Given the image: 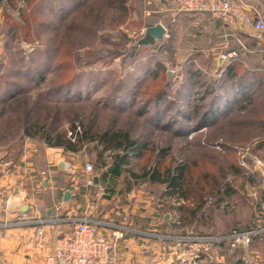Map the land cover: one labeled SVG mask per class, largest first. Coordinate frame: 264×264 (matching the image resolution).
Masks as SVG:
<instances>
[{"label":"rangeland","instance_id":"rangeland-1","mask_svg":"<svg viewBox=\"0 0 264 264\" xmlns=\"http://www.w3.org/2000/svg\"><path fill=\"white\" fill-rule=\"evenodd\" d=\"M62 1L38 3L33 12L36 22L29 27L23 23L19 12L25 2L18 0L16 7L5 10L0 25L1 30L6 22L8 26L14 21L22 23L21 44L11 43L6 52V40L4 36L0 39V71L13 90L27 93L34 98L30 99L32 101L37 100L34 117L47 122L45 124L55 132L66 133L73 141L78 136L73 138L70 131L76 124L81 130L84 125H93L94 130L128 129L132 137L145 139L151 146L143 157L132 158V168L137 171L155 163L156 153L162 149L166 153L161 165L185 164L193 185L206 172L217 175L228 169L222 181L234 187V194L219 206H216L217 197L222 195H206L202 214L195 217L194 224H187L190 232L244 231L253 228L257 220L263 226L262 193L255 189L247 194L243 185L247 178L264 184V125L259 123L264 119L259 102L263 91L258 92L245 110H232L231 118L221 115V123L210 130L205 126L194 131L196 129L190 127L197 124L196 117H186L193 116L192 111L197 107L201 111L209 104L211 95H205V91L220 90L218 82L222 72L212 61L221 52L215 47L223 39L217 35L212 17L179 13L172 0H76L70 8L66 3L63 6ZM250 2L264 17V0ZM157 23L166 28L164 37L155 39L151 45L142 44L146 29ZM243 37L250 48L256 49L249 52L244 65L252 69L259 65L264 67L258 57L259 47L264 48V42H255L245 34ZM209 51L213 54L209 55ZM40 76L44 79L40 80ZM56 87L61 92L47 101L45 93L53 94ZM7 100L9 97L4 101ZM5 105L0 101V114L5 113L0 118V157L8 151V159L20 168V171H12V174H21L16 179L22 190L15 191L14 194H18L15 200L21 201V192L22 200L31 206L21 217L27 221L47 220L51 205L55 201L57 205L64 203L63 198L56 199L50 182H56L61 188L71 186L72 182L55 172L52 175L47 159L51 157L52 164L66 158L67 162L78 166L85 161L95 166V142L85 141L76 154L49 146L39 136L29 137L19 132L21 113L13 110V104ZM244 119L251 123L234 124ZM76 174L82 175L81 168ZM126 183L122 176L113 195L117 197L110 206L117 209L123 205L127 212L112 215V223L128 227L139 224L140 215L147 217L144 215L151 209L155 218L163 221L165 215H170L178 225L183 217L180 205L193 207L196 204L193 198L190 201L176 199L165 193L164 186L149 183L134 184L132 194L124 197L121 192ZM105 193H109L108 189ZM187 220L189 222L190 218ZM5 221L14 219L0 221V230L8 229L3 226ZM33 225L38 231L41 224L31 223L30 226ZM173 225L175 233H179ZM211 244L207 251L202 250L206 256L213 251L209 260L228 254L236 261L243 253V248L230 251L227 241H222V246L217 241ZM249 251L258 264H264V234L252 239ZM2 256L0 252V264H6ZM43 262L44 258L35 264Z\"/></svg>","mask_w":264,"mask_h":264},{"label":"trees","instance_id":"trees-1","mask_svg":"<svg viewBox=\"0 0 264 264\" xmlns=\"http://www.w3.org/2000/svg\"><path fill=\"white\" fill-rule=\"evenodd\" d=\"M45 1L46 0H24L25 5L19 11L23 23L26 22L29 27L34 26L36 16L33 12L39 6L38 3L43 4ZM75 1L76 0H64L62 1V5H66L67 8H70L74 6ZM17 2V0H13L12 3H10V7H16ZM5 17L7 16L4 15V21H6ZM21 25L22 23H20V21H14L10 26H8L6 22L5 28L1 29L0 34L4 36L6 40V52L9 50V45H11V43L21 44L22 40L19 38ZM154 42L155 38L151 35L145 36L141 40V43L145 45H151ZM4 55L6 54L4 53ZM196 74L199 75L200 73L197 72ZM43 79L44 76H40V80ZM219 80V91H205V95H211V99L206 108L203 106L204 108L199 111L200 107H197L192 111V113H194L193 116L191 114L186 116L188 119H190V117H196L195 119L198 121L197 124L194 127H190L196 129L194 131H198V129L205 126L210 130L215 124L221 123L219 120V118L222 117L221 115H224L223 118H227V116H230L229 114L232 110H234V112L237 110H245L247 105L251 100H254L260 90L263 91V96L262 100L259 101L261 104H259L263 106L264 110V70L258 68H245L241 62L233 60L223 70L222 77ZM11 87V83L8 82L7 79H4L0 71V101H2L4 105L6 102L8 105L13 104V110H18V112L21 113L22 123L19 132L29 137L39 136L49 146L61 147L74 152L80 150L85 141L95 142V148L97 149L95 164L104 172V180L109 183L108 189L110 195L115 192L116 184L122 176H125L128 189L131 187V182L134 181L137 183L148 182L164 184L170 188L169 194L177 197V199L184 198L190 201V199L193 198V200H195L196 204L193 207H188L184 204L179 207L180 211H182L183 222H187V219L190 218L187 223H191L199 213L202 214L205 207L204 198L206 195H222L219 198L217 197L216 206H219L227 197L232 196L235 192L234 187L229 182L224 183L222 181L226 178L228 172L226 168L224 173L222 172L217 175L208 172L204 173L201 179H197L196 185H193L191 179L187 175V166L185 164L162 166L161 162L165 157V149L156 153L155 163H152L150 166L144 165L140 171L134 170L132 168V158L143 157L145 152L151 148L149 142L145 139L143 141L139 138L132 137L128 129L106 128L99 130L95 128L96 130H94L93 125H84L82 132L79 133L77 139L73 141L66 133L60 131L55 132L53 127L45 124L47 122L44 123L34 117V113L37 109V100L32 101L30 99H34L33 97L29 96L27 93L15 91ZM58 88L59 87H56V92L53 94L50 91L46 92L45 99L49 102L51 99H54V96L61 92ZM8 97L9 101H4ZM4 114L5 113L0 114V118H2ZM239 123L246 125L251 122L247 119L234 122V124L238 125ZM259 123L263 126L264 119H260ZM72 129H75V126ZM107 152H109L108 155H106ZM107 156L111 158V161H107ZM231 169H233V167H231ZM235 171L239 173L240 170L236 169ZM252 227H254V225H252Z\"/></svg>","mask_w":264,"mask_h":264},{"label":"crops","instance_id":"crops-1","mask_svg":"<svg viewBox=\"0 0 264 264\" xmlns=\"http://www.w3.org/2000/svg\"><path fill=\"white\" fill-rule=\"evenodd\" d=\"M9 8H10V3L8 1L5 0L2 3H0V25H2V19L5 10ZM199 14H207V13H199ZM212 19L214 20V25L216 27L217 35H219L220 38L223 39V41L218 43L217 47H215V49L219 48L221 52L218 54L217 57L214 58L215 61H212V64H215L217 70L220 72H223V70L233 60H238L243 65L246 64L247 59H249L250 57L249 55L250 53L241 51L238 47L239 43L237 41V39L240 38L243 42H245L248 45V42L246 41L245 37L242 38L243 33L231 27L221 24L213 17ZM1 37L2 35L0 34V39ZM235 49L239 51L240 55L238 58L233 59L231 61H227L225 58L222 59V56L225 57L231 50H235ZM258 52H259L258 57L260 61L263 63L262 65H264V48L259 47ZM208 54L211 55L213 53L209 51ZM247 66L244 65L245 68H251L250 66L248 67ZM257 68L260 70H264V67H262L261 65L257 66ZM78 151L74 152L68 150L67 152L71 154L80 153ZM108 154L109 152L106 153V155ZM9 155L10 154H8L7 151L6 153H3L2 157H0V221L10 220L12 218L16 219L23 216L22 214L26 213V212H22L21 209L18 207L17 208L13 207V205L22 203V204H28L29 210L31 208L30 204L27 203V201L22 200L23 196L21 192H19L20 193L19 200L21 201L16 200V202L13 203V200H15V198L18 197L17 196L18 194H14L15 191L20 190L22 188L21 186H17L18 180L16 179L19 178L21 174L18 175L12 174L13 170L16 169L20 171V168L18 169L17 164L14 161L8 159ZM108 157L109 156H107V159ZM64 159L66 160V158ZM47 161L50 163V170L52 175L57 173L60 174L65 181L69 180V178L72 181L71 186H66L65 188L59 187L56 182L53 181L50 182V187L52 189H55L54 193H56L55 196L56 199L61 197L63 198L64 201L63 204H58V205L56 204L55 201L51 205L50 214H49L50 216L54 212H56L57 214H59L61 217L64 218L81 215L85 208L87 199L89 197L88 195L90 193H93V191L99 190L101 188H105L107 190L109 187L108 181L104 180L103 170L101 168H98L96 164H95L94 176L96 174H99L100 176L99 182L98 184L94 182L93 186L88 187L87 185H85L84 177H82V175L79 176L76 174V172L79 173L80 168L81 171L83 170L84 162L79 166L77 164L69 162L71 164V172L62 173L57 167V163L60 160L58 161L55 160V163L52 164L53 159H51L50 157L47 159ZM80 179H82V181H80ZM243 182H244L243 184L244 187H246V193L247 192L249 193L251 190L254 191L255 189H257L258 191H260V193H262L261 194L262 197L260 199L262 201L260 202L261 204L264 203L263 182L259 184L257 182H254V180H251L250 178H247ZM136 183L137 182L135 181L131 182V187L129 189L126 185L124 191L120 190L122 191L121 194L122 195L125 194L124 197L129 196L130 193L132 194L133 191L132 187ZM143 183H148V182H143ZM149 184H158V183H149ZM158 185L164 186L166 190L165 193L167 195H170L169 194L170 188H168L164 184H158ZM116 188H117V184L115 187V192L112 195H110L109 192L99 201V207L95 212L94 217L102 219L103 221L112 222L113 220L111 218L112 215L117 216L127 212V208L124 207L123 205H119L117 209L114 207L112 208L110 206V203L114 200L113 198L117 197V196H113L116 194ZM67 190L70 191V194L68 199H65L64 195ZM14 195H16V197H13ZM170 196L174 197L173 195ZM6 197H9L8 200H6ZM175 198L177 199V197ZM62 211L64 212L62 213ZM142 215L143 214L140 215L141 220L139 219L140 220L139 224L137 223L130 226L131 229H134L137 232L129 233L126 236V239L123 241L118 251L117 262H116L117 264H133L135 262L139 264H235V260L232 258L231 255L229 256L228 254L226 255L224 254L225 256H216L213 258V260L212 259L209 260L210 253L213 252L212 250L209 251L208 256L203 254V251H207V249L209 248L207 246L212 245L211 243L214 242V240H208V241L206 240L202 242H199L198 240H193L191 244L194 248L195 246L199 248V250L197 249L199 253L197 252V250L192 249L193 247L191 248L190 244L182 245L181 247L177 248V238L182 235L187 236L190 234L192 236H197V237L217 236V235L222 236L227 234L228 233L227 231H223L220 233H216V232L199 233L198 231V233L195 234L193 231L191 232L188 231L190 228L187 227L188 223L186 221L183 222V220H181V223H178V225H176V221L175 220L173 221L172 216L170 215H165L163 221L160 220L159 218H155L153 210L151 209L146 212V215H144L147 217L144 218ZM173 223L175 224V227L178 229L179 233H175L173 228L174 227ZM191 224H194V221L189 223V225ZM30 225L31 224L29 225L27 224L23 226L11 227L8 229L0 230V252H2L3 261L6 264H11V263L35 264V262H39L40 259L44 258V256L52 250V241L59 234V232L61 230L69 229L73 225V223L66 222L59 224H46L43 226L42 234H40L37 231V226L35 225L30 226ZM254 227H255V223H254ZM110 229H111L110 227H105L102 225L100 231L109 234ZM145 232L146 233L149 232L151 234L148 235L145 234ZM255 240L256 239H254L253 242ZM27 256H30L31 258L28 259ZM182 257H185V261L182 260Z\"/></svg>","mask_w":264,"mask_h":264},{"label":"built area","instance_id":"built-area-1","mask_svg":"<svg viewBox=\"0 0 264 264\" xmlns=\"http://www.w3.org/2000/svg\"><path fill=\"white\" fill-rule=\"evenodd\" d=\"M251 0H172L176 10L179 13H207L221 24L231 27L245 34L249 39L263 43L264 42V17L259 10L255 8ZM239 49L245 52H254L256 49L248 47L240 38L237 39ZM237 49L231 50L226 56L227 61L239 57ZM81 126L76 124L75 129L70 134L77 137L81 133ZM248 149H245V153ZM95 166L89 161H85L82 170L85 185L88 187L94 185L93 177ZM106 189L90 193L81 215L73 217H61L54 212L44 221H27L19 217L14 221H5V228L23 226L31 223L39 225L38 232L43 233V226L46 224H59L72 222L69 229L61 230L52 241V250L44 257L43 264H117V255L119 248L129 233L137 232L121 223H112L103 221L94 217L99 207V201L105 196ZM262 201V200H261ZM264 201V200H263ZM16 200H13L15 203ZM262 203L261 205H263ZM179 221V219H177ZM177 223H180L177 222ZM110 227V232L100 231L101 226ZM150 235L151 233L145 232ZM264 234V225L255 222V227L240 231L233 230L224 236H192L182 235L177 238V248L182 245H191L193 240L199 242L214 240L219 243L227 241L229 250L234 251L237 248H243L241 259L245 264H257V259L249 251V245L253 238ZM198 243V242H197ZM192 249L199 250L195 246ZM197 250V251H198ZM185 261V257H182ZM133 264H139L137 262Z\"/></svg>","mask_w":264,"mask_h":264},{"label":"water","instance_id":"water-1","mask_svg":"<svg viewBox=\"0 0 264 264\" xmlns=\"http://www.w3.org/2000/svg\"><path fill=\"white\" fill-rule=\"evenodd\" d=\"M3 1L5 0H0V3H2ZM8 1L9 3H12L13 0H6ZM166 33V28L164 27L163 24L161 23H157L155 25H152V26H149L146 31H145V36H148V35H151L153 36L156 40H159V39H162L164 37ZM225 57L222 56V59H224ZM57 167L58 169L60 170V172L62 173H70L71 172V164L65 160H60L58 161L57 163ZM99 174H96L94 177H93V180L96 184H98L99 182ZM69 194H70V191L67 190L65 192V199H68L69 197ZM13 207L15 208H20L22 212H27L29 210V205L28 204H17V205H13ZM235 264H245L243 262V260L241 258L237 259L235 261Z\"/></svg>","mask_w":264,"mask_h":264}]
</instances>
